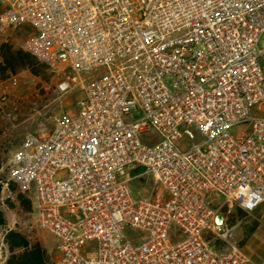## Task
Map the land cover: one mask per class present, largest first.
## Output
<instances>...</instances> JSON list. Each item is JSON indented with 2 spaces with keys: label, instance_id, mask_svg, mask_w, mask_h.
<instances>
[{
  "label": "built area",
  "instance_id": "1",
  "mask_svg": "<svg viewBox=\"0 0 264 264\" xmlns=\"http://www.w3.org/2000/svg\"><path fill=\"white\" fill-rule=\"evenodd\" d=\"M0 3V36L24 29L23 48L85 90L0 168L6 198L33 202L19 224L57 237L56 264H264L225 209L264 223V0ZM145 176L166 196L136 197Z\"/></svg>",
  "mask_w": 264,
  "mask_h": 264
},
{
  "label": "rangeland",
  "instance_id": "2",
  "mask_svg": "<svg viewBox=\"0 0 264 264\" xmlns=\"http://www.w3.org/2000/svg\"><path fill=\"white\" fill-rule=\"evenodd\" d=\"M2 5L0 3V9ZM27 35L24 29L15 30L10 36H0V163L6 166L13 151L23 141L24 137L42 128H50L57 116L64 113H75L80 107V101L85 96V90L79 78L73 80L75 74L63 68L59 72L50 68L46 63L33 57L22 46V39ZM264 46V37L262 41ZM68 80L70 87L62 90L60 84ZM6 104L12 107L5 109ZM3 107H5L3 109ZM249 130L247 124H240L233 128L238 134ZM196 138L185 137L184 148L193 142L202 140L201 134L195 131ZM0 167V168H1ZM134 195L166 196V192L151 176L136 179L133 182ZM7 193L0 196V207L4 211L7 222L12 227H23L19 224L31 215L32 200L25 194L16 195L13 199L6 198ZM229 212V227L233 233V240L242 246L254 262H264V223L261 221L258 209L244 212L235 203L226 204ZM0 228V264H3L5 247L3 236L5 229ZM38 230L29 232L38 235ZM45 243L50 249L56 248L57 237L51 232L41 230ZM127 232L137 236L138 231L128 228ZM218 247L225 244L218 242Z\"/></svg>",
  "mask_w": 264,
  "mask_h": 264
},
{
  "label": "crops",
  "instance_id": "3",
  "mask_svg": "<svg viewBox=\"0 0 264 264\" xmlns=\"http://www.w3.org/2000/svg\"><path fill=\"white\" fill-rule=\"evenodd\" d=\"M3 44L0 43V47ZM6 108L3 109L11 110V106L6 104ZM9 227L5 229L3 236V245L5 247V255L3 258V264H56V261L59 258V250L58 244L56 248L50 249L48 245L45 243V237L41 230L37 229L38 235H31L26 229L23 227H12L7 222L5 227ZM13 230L16 233H19L27 242L28 246L14 244L10 239L6 238L7 233ZM37 253L38 258L33 256V252Z\"/></svg>",
  "mask_w": 264,
  "mask_h": 264
},
{
  "label": "trees",
  "instance_id": "4",
  "mask_svg": "<svg viewBox=\"0 0 264 264\" xmlns=\"http://www.w3.org/2000/svg\"><path fill=\"white\" fill-rule=\"evenodd\" d=\"M29 53V52H28ZM30 54V53H29ZM33 56V55H32ZM34 57V56H33ZM0 167H1V163H0ZM1 193H2V187H1V184H0V196H1ZM241 208V207H240ZM242 211L246 212L245 210H243L241 208ZM7 223V218H6V215L4 213V211L2 210V208L0 207V228L4 227ZM6 238L12 240V242L14 244H18V245H24V246H28V242L19 234V233H16L14 232L13 230H10L7 235H6ZM33 256H35V258H38V255L35 252H33Z\"/></svg>",
  "mask_w": 264,
  "mask_h": 264
}]
</instances>
